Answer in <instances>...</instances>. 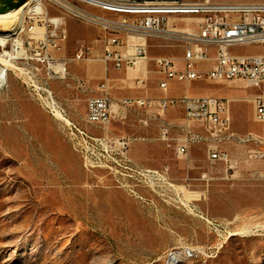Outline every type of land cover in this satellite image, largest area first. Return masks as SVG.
Wrapping results in <instances>:
<instances>
[{
    "label": "rangeland",
    "instance_id": "374dc122",
    "mask_svg": "<svg viewBox=\"0 0 264 264\" xmlns=\"http://www.w3.org/2000/svg\"><path fill=\"white\" fill-rule=\"evenodd\" d=\"M15 6L13 0H0V13ZM50 14L60 15L55 10ZM63 29L67 39L61 49L68 57L83 44L97 45L100 37L95 27L70 16ZM60 50L52 49V56L59 57ZM236 51L255 54L262 49ZM27 55L33 58L10 61L14 67L0 63L6 72L0 86V264H168L172 252L175 262L169 264H264V179L258 177L264 161L250 158L256 144L224 141L222 148L235 161L230 169L209 161L211 141L194 143L179 155L175 141L162 140L167 113L144 126L142 113L128 109L124 118H113L111 133L131 139L127 156L134 165L168 169L174 184L156 191L137 185V194L131 193L127 184L133 181L92 167L85 159L87 149L71 144L63 124L32 87V80L46 85L58 100L54 84L60 80L47 79L34 52ZM194 84L200 93L216 97L225 95L227 85L240 90V96L256 91L239 79ZM240 105L248 112L249 103ZM172 125V136H181V124ZM190 126L207 136L199 123Z\"/></svg>",
    "mask_w": 264,
    "mask_h": 264
},
{
    "label": "built area",
    "instance_id": "2783aa9c",
    "mask_svg": "<svg viewBox=\"0 0 264 264\" xmlns=\"http://www.w3.org/2000/svg\"><path fill=\"white\" fill-rule=\"evenodd\" d=\"M20 26L2 51L9 52V61L17 58L31 60L28 51L34 52L37 60L46 69L47 79L64 80L71 61H88L100 58L106 69L109 65L117 71H136L141 63L153 62L155 72L163 78L159 87L165 93L170 81L190 83L193 81L245 80L262 91L255 98L256 117L264 123V53L236 54V47H264V1L217 2L212 0H26ZM52 10L60 15L50 14ZM66 16L95 27L100 32L96 40L103 46V55L98 57L95 44L83 46L71 57H54L51 50H60L67 39L63 29ZM180 21H183L180 23ZM36 27L40 30H36ZM161 41L166 46H178L184 51L182 68L168 56L150 57L149 40ZM9 47V51H8ZM210 49H214L212 56ZM19 55V56H18ZM212 62L208 69L198 68L199 63ZM3 74H6L3 70ZM137 83L143 79L137 78ZM1 86V85H0ZM32 87L48 112L59 120L74 147L87 149L85 159L92 167H105L111 173H120L131 193L137 194L135 186L144 185L156 191L160 185L173 189L168 169H153L134 165L127 156L131 139L115 137L111 133L113 118L119 110L134 109L142 113L140 123L148 126L157 115L171 108L183 110L184 123L179 125L181 136H172V124L164 122L160 128L161 139L176 142L179 155L188 153L190 145L211 141L208 159L212 164L223 163L232 169L235 161L221 144L233 139L230 133L231 116L229 99L216 96L196 97L185 94L181 97L161 98L123 97L111 95L108 78L99 86V95L88 99L86 123L99 126L104 135L94 136L68 117L67 109L58 101L46 85ZM60 114V118L56 114ZM193 122L207 130V136L191 128ZM239 142H253L256 148L250 158L264 161V135H249ZM100 149L101 152H96ZM89 151H91L89 153ZM264 179V170L258 172ZM189 256L193 253L188 251ZM175 253H169V257Z\"/></svg>",
    "mask_w": 264,
    "mask_h": 264
},
{
    "label": "crops",
    "instance_id": "0c3cea01",
    "mask_svg": "<svg viewBox=\"0 0 264 264\" xmlns=\"http://www.w3.org/2000/svg\"><path fill=\"white\" fill-rule=\"evenodd\" d=\"M191 1V0H189ZM193 1V0H192ZM99 31V30H98ZM96 41V40H95ZM96 43V42H95ZM94 44V43H93ZM256 48H261L262 51L255 54H263L264 47L253 46ZM166 48L176 49L177 52L171 54H163L160 51ZM236 47L232 51L236 54H246L239 53L236 51ZM95 51L98 57L103 55V46L101 42L95 44ZM152 52V53H151ZM157 52V53H155ZM210 53L213 56L215 53L214 49H210ZM149 55L150 57L156 56H168L172 57L178 68H182V58L184 51L178 46H166L161 41L151 39L149 40ZM58 56L68 57V52L63 48L58 52ZM212 65V62L199 63L198 68L208 69ZM155 66L153 62L141 63L136 71H117L112 65L106 69L104 62L100 59L88 60V61H71L68 65V76L64 80H60L54 84V90L61 104L67 109L68 117L84 128L89 134L94 135L99 133L101 128L94 124L86 123L85 117L87 113V102L88 99L94 96H98L100 93L98 91V86L108 78L111 95L116 98L123 97H148V98H161L165 95L169 97H181L185 94L202 97L210 96L204 92L200 93L198 90V85L194 82L184 83L178 81H170L169 89L165 93L159 87V82L163 78L161 75L157 74L155 71ZM143 79L142 83H137L136 79ZM231 81V80H230ZM208 82V81H206ZM224 82V81H215ZM248 87H253L256 91L252 94L245 96H240L237 94L240 90H234V88L227 85L226 93L222 98H228L229 101V112L231 116V127L230 133L234 136L235 141H238L248 137L253 136H263L264 135V123L259 121L256 117V102L255 98L262 94V91L258 88L248 84ZM242 102L250 104L248 112L245 111ZM127 110H119L116 114L125 117V112ZM247 113V114H246ZM123 114V115H122ZM180 114V118H175L176 115ZM167 121L170 124L179 122V124L184 123L183 110L180 107L171 108L166 114ZM252 125H248V122ZM154 121L151 122L152 125ZM85 126L89 129H86ZM204 132L207 134V130L204 126H201ZM144 131H150L149 129L142 128ZM95 136V135H94ZM245 146H254L253 142H240Z\"/></svg>",
    "mask_w": 264,
    "mask_h": 264
},
{
    "label": "bare ground",
    "instance_id": "6f19581e",
    "mask_svg": "<svg viewBox=\"0 0 264 264\" xmlns=\"http://www.w3.org/2000/svg\"><path fill=\"white\" fill-rule=\"evenodd\" d=\"M27 5H23L21 7H16L15 9H8L4 12L0 13V47H5L6 43L9 41V38L15 35L17 32L23 11L25 10ZM18 21V22H17ZM17 22V24H15ZM3 53L0 55V63L9 65L14 67L13 64L10 63L9 57L11 54L3 48ZM6 79V74H3V70L0 69V85L4 84V80ZM58 118H60V114H56ZM83 197V196H82ZM170 262H175V256L169 257ZM171 264V263H170Z\"/></svg>",
    "mask_w": 264,
    "mask_h": 264
},
{
    "label": "water",
    "instance_id": "95a60500",
    "mask_svg": "<svg viewBox=\"0 0 264 264\" xmlns=\"http://www.w3.org/2000/svg\"><path fill=\"white\" fill-rule=\"evenodd\" d=\"M13 2L17 5H22L26 2V0H13Z\"/></svg>",
    "mask_w": 264,
    "mask_h": 264
}]
</instances>
